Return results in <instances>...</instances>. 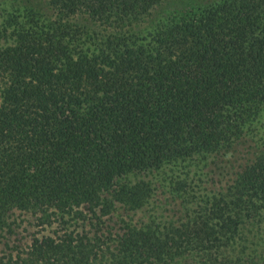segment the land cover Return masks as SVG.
<instances>
[{
	"label": "trees",
	"instance_id": "1",
	"mask_svg": "<svg viewBox=\"0 0 264 264\" xmlns=\"http://www.w3.org/2000/svg\"><path fill=\"white\" fill-rule=\"evenodd\" d=\"M165 1L0 0V235L14 210L47 229L0 264H264V0ZM159 186L184 220H103Z\"/></svg>",
	"mask_w": 264,
	"mask_h": 264
},
{
	"label": "rangeland",
	"instance_id": "2",
	"mask_svg": "<svg viewBox=\"0 0 264 264\" xmlns=\"http://www.w3.org/2000/svg\"><path fill=\"white\" fill-rule=\"evenodd\" d=\"M29 1L33 4L36 3L39 5H43L44 3V0ZM171 1L177 0H167L162 6ZM260 120L261 122L258 125V129H256L257 138H260L261 136L264 137V113ZM250 150V145L246 144V146H240L236 154L234 152L233 157H229L228 159H220V157L209 158L208 163H202L200 167L193 169V171L189 173L190 177L187 180L192 196L200 197L216 192V190L227 182L232 169L234 167L237 168L240 164L246 161L245 159ZM177 201L180 202V199ZM177 201L174 200L166 187L159 186L151 202L147 204L142 211L135 212L124 210L122 207H119L112 215L103 217V220L107 222H115L116 224L121 221V218H124L125 220L132 219V222H143L147 220L149 215H151L157 218L159 222H181L186 218V215L184 209L181 208V205L176 204ZM189 206H191V204ZM192 210L193 208L190 207L189 213ZM7 222L11 225V230L8 233H4L2 236L0 235V249L4 248L2 242L7 238H9L10 245L11 242H14V244H20L25 247V245L29 243L33 234L47 231V229H44L45 227L39 229L41 228V226L39 227L37 225V222L39 221H37L32 214L25 211L14 210L9 215ZM51 222H53L52 226L57 225V221L53 216L51 217ZM68 222H70L69 224L73 223L71 219H69Z\"/></svg>",
	"mask_w": 264,
	"mask_h": 264
}]
</instances>
